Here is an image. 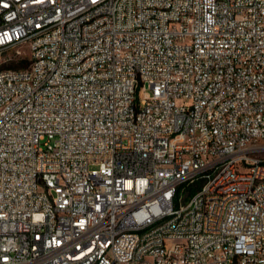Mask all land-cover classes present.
<instances>
[{
	"label": "built area",
	"instance_id": "2783aa9c",
	"mask_svg": "<svg viewBox=\"0 0 264 264\" xmlns=\"http://www.w3.org/2000/svg\"><path fill=\"white\" fill-rule=\"evenodd\" d=\"M24 46L0 264H264V0H0Z\"/></svg>",
	"mask_w": 264,
	"mask_h": 264
},
{
	"label": "rangeland",
	"instance_id": "374dc122",
	"mask_svg": "<svg viewBox=\"0 0 264 264\" xmlns=\"http://www.w3.org/2000/svg\"><path fill=\"white\" fill-rule=\"evenodd\" d=\"M22 54L19 55L14 51H7L0 54V68H5L9 66H20L22 65V58H26L30 55L28 47H22Z\"/></svg>",
	"mask_w": 264,
	"mask_h": 264
},
{
	"label": "trees",
	"instance_id": "16d2710c",
	"mask_svg": "<svg viewBox=\"0 0 264 264\" xmlns=\"http://www.w3.org/2000/svg\"><path fill=\"white\" fill-rule=\"evenodd\" d=\"M23 62H25V60H23Z\"/></svg>",
	"mask_w": 264,
	"mask_h": 264
}]
</instances>
